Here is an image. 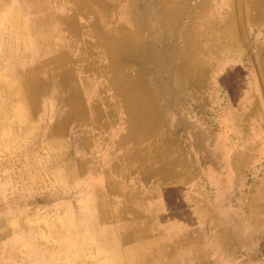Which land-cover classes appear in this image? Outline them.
Instances as JSON below:
<instances>
[{
	"label": "crops",
	"instance_id": "obj_1",
	"mask_svg": "<svg viewBox=\"0 0 264 264\" xmlns=\"http://www.w3.org/2000/svg\"><path fill=\"white\" fill-rule=\"evenodd\" d=\"M39 4L40 10L50 9L40 22L52 25L54 32L40 39L37 48L30 39L25 41L14 54L17 63L0 65V264L36 263L31 259L45 263L47 256H34L37 251L62 247L60 241H46L47 215L68 208L67 194H74L76 202L95 205L100 195L95 185L110 182L108 168H103L109 155L126 153L128 144L144 135V122L152 128L158 118V95L153 90L159 88L160 73L175 72L160 68L164 58L182 56L183 67L177 71L187 87L193 79L194 87L201 88L206 60L203 64L196 60L206 59L211 41L215 87L236 88L242 97L255 96L254 101L258 97L264 103V0H40ZM176 49L180 53L175 54ZM223 62L228 63L225 68ZM23 73L29 75L19 77ZM10 74L20 79H10ZM228 81L231 86L223 85ZM91 89L98 92L91 95ZM219 229L199 241L190 236L162 240L148 236L153 238L150 243L142 240V233L126 241L127 228L122 226L114 245L124 264L128 260L253 264L252 254L264 242V231L246 236L252 252L239 258L238 231Z\"/></svg>",
	"mask_w": 264,
	"mask_h": 264
},
{
	"label": "rangeland",
	"instance_id": "obj_2",
	"mask_svg": "<svg viewBox=\"0 0 264 264\" xmlns=\"http://www.w3.org/2000/svg\"><path fill=\"white\" fill-rule=\"evenodd\" d=\"M39 1L0 0V65L17 63L14 54L25 41L30 39L37 48L45 34L54 32L52 25L40 22L50 9H38ZM211 44L207 42L206 59L196 60L202 64L206 60L203 65L207 72L202 75L206 82L201 88L194 87L193 79L191 87H187L188 82L177 71L183 67L182 56L164 58L160 68L175 72L159 74V88L153 90L159 101L157 120L148 129L145 121L144 135L135 144H128L126 153L110 154V161L104 164L108 181L117 184L116 190L98 181L95 189L100 195L95 205L76 202L74 194L64 195L70 201L68 208L47 215L44 233L47 242L60 241L62 247L48 248L43 254L37 251L34 256L46 255L47 262L31 259L36 262L32 264H124L114 245L116 237L124 223L141 224L143 219L147 220L143 237L156 236L160 240L175 235L199 241L210 231L234 227L240 236L239 258L250 256L246 236L252 232L256 236L264 229V216L255 213L264 204V103L260 104L259 100H263L258 97L254 101L255 96L242 97L236 88L215 87L212 69L216 58ZM174 52L180 53L177 49ZM229 59L224 57L223 61ZM225 63L224 68L228 65ZM10 79L20 78L10 74ZM223 85L231 86V82ZM261 93L257 90L259 97ZM57 220H62L61 224L54 226L59 224ZM259 238L255 240H262ZM252 263L264 264L263 241L255 246ZM125 264H131L130 260Z\"/></svg>",
	"mask_w": 264,
	"mask_h": 264
},
{
	"label": "bare ground",
	"instance_id": "obj_3",
	"mask_svg": "<svg viewBox=\"0 0 264 264\" xmlns=\"http://www.w3.org/2000/svg\"><path fill=\"white\" fill-rule=\"evenodd\" d=\"M25 1H27V0H25ZM9 2V1H8ZM56 3H58L59 4V2H56ZM7 4V3H6ZM36 4V3H35ZM57 4V5H58ZM40 5V4H39ZM71 7H72V5H71ZM74 7V6H73ZM9 9V8H8ZM39 9V8H38ZM37 11V10H36ZM42 12V11H41ZM230 13V12H229ZM230 16V15H229ZM227 17V16H226ZM43 23V22H42ZM46 24V23H45ZM44 24V25H45ZM49 24V23H48ZM55 24V23H54ZM30 26V25H29ZM33 26V25H32ZM56 26V25H55ZM28 27V26H27ZM49 28V27H48ZM29 29V28H28ZM50 30V29H49ZM27 31H29V30H27ZM35 31V30H34ZM56 31V30H55ZM30 32H31V30H30ZM58 32V31H57ZM41 35V34H40ZM44 35V34H43ZM46 35V34H45ZM59 35V34H58ZM52 36V35H51ZM55 36V35H54ZM105 36V35H104ZM49 37V36H48ZM50 38V37H49ZM105 40V39H104ZM79 41V40H78ZM38 42H40V41H38ZM50 42V41H49ZM44 43V42H43ZM118 43H120V42H118ZM46 44H48L47 42H46ZM51 44V43H50ZM84 44H87L86 42L84 43ZM60 45V44H59ZM64 45V44H63ZM110 45V44H109ZM47 46V45H46ZM58 46V45H57ZM49 47V46H48ZM56 47V46H55ZM60 47V46H59ZM61 48V47H60ZM92 48V47H91ZM48 49V48H47ZM76 49V48H75ZM83 49H87V46L86 45H83ZM111 49V48H110ZM61 51V50H60ZM63 51V50H62ZM56 52V51H55ZM54 52V53H55ZM90 52V51H89ZM63 53V52H62ZM61 53V54H62ZM94 53V52H93ZM53 54V53H52ZM84 54H85V52H84ZM50 55V54H49ZM86 56V55H85ZM112 56V55H111ZM106 57V56H105ZM122 57V56H121ZM66 58V57H65ZM87 58H89V57H87ZM95 59V58H94ZM54 60V59H53ZM60 61V60H59ZM87 61V60H86ZM65 62H66V60H65ZM88 62V61H87ZM114 62V61H113ZM35 63V62H34ZM116 63V62H115ZM40 64V63H39ZM92 64H94V63H92ZM98 64V63H97ZM96 64V65H97ZM117 64H119V63H117ZM40 65H42V64H40ZM65 67V66H64ZM97 67H98V65H97ZM34 68V67H33ZM32 68V69H33ZM70 68V67H69ZM102 68V67H101ZM51 69V68H50ZM95 69V68H94ZM90 70V69H89ZM86 72V71H85ZM105 72V71H104ZM92 73V72H91ZM101 73V72H100ZM107 73H109V72H107ZM92 74H94V73H92ZM97 74V73H96ZM25 75V74H24ZM57 76V75H56ZM98 77V76H97ZM58 78V77H57ZM55 79V78H54ZM97 79V78H96ZM73 81V80H72ZM55 82H56V80H55ZM93 83V82H92ZM98 84V83H97ZM96 84V86H98ZM81 85V84H80ZM30 86V85H29ZM51 86V85H50ZM53 87V86H52ZM99 87H100V85H99ZM55 88V87H54ZM57 89V88H56ZM60 88H58V90H59ZM71 89V88H70ZM68 90V89H67ZM91 90H93V89H91ZM104 90V89H103ZM96 92H98L97 90H95ZM94 90H93V92L91 93V95L93 94V93H96ZM62 92V91H61ZM67 92V91H66ZM37 94V93H36ZM67 94V93H66ZM88 94V93H87ZM86 94V95H87ZM90 94V93H89ZM30 95V94H29ZM61 95V94H60ZM35 96V95H34ZM67 96V95H66ZM65 96V97H66ZM62 97H64V96H62ZM68 97V96H67ZM89 97V96H88ZM86 98V97H85ZM77 99V98H76ZM85 101H86V99H85ZM86 103V102H85ZM79 106H81V104H78ZM82 105H84V104H82ZM87 105V104H86ZM72 108V107H71ZM73 109V108H72ZM116 110V109H115ZM72 111V110H71ZM77 112V111H76ZM112 113V112H111ZM71 117V116H70ZM75 117V116H74ZM71 122V121H70ZM83 122V121H82ZM111 123V122H110ZM69 124V123H68ZM84 124V123H83ZM115 125V124H114ZM124 125V124H123ZM68 126V125H67ZM77 126H79V125H77ZM117 126H119V125H117ZM58 127V126H57ZM61 127V126H60ZM80 127V126H79ZM110 127V126H109ZM122 127V126H121ZM112 129V128H111ZM116 129V128H115ZM124 130V129H123ZM69 131V130H68ZM90 134V133H89ZM61 135V134H60ZM63 135V134H62ZM65 135V134H64ZM62 138V137H61ZM170 139V138H169ZM161 140V139H160ZM165 139H163V141H164ZM152 141H154V140H152ZM157 141V140H156ZM161 142V141H160ZM165 142V141H164ZM170 143V142H169ZM157 144H158V142H157ZM94 146V145H93ZM159 147V146H158ZM161 147V146H160ZM171 147V146H170ZM174 148V147H173ZM94 149V148H93ZM106 151V150H105ZM160 151V150H159ZM159 151H157V152H159ZM178 151V150H177ZM97 153V152H96ZM104 153V152H103ZM106 153V152H105ZM161 153V152H160ZM164 153V152H163ZM241 156V155H240ZM102 158V157H101ZM125 159H127V157L125 158ZM124 159V161L123 162H125V164H126V160ZM117 162H119V161H117ZM122 162V160H120V162L119 163H121ZM122 162V163H123ZM77 163V162H76ZM100 163V162H99ZM80 165V164H79ZM123 165V164H122ZM122 165H120V166H122ZM135 165V164H134ZM243 166V165H242ZM130 167V166H129ZM135 167V166H134ZM232 167V166H231ZM76 168V165H75V167H74V169ZM101 168V167H100ZM111 168H120L119 166H117V165H111ZM78 169V168H77ZM98 169V168H97ZM168 169V168H167ZM123 170V169H122ZM137 170V169H136ZM111 171V170H110ZM117 171V170H116ZM131 171H133V170H131ZM170 171V170H169ZM74 172V171H73ZM176 172V171H175ZM112 173V172H111ZM118 173V172H117ZM129 173V172H128ZM172 173V172H171ZM183 173V172H182ZM68 174H70V173H68ZM77 174V173H76ZM75 174V175H76ZM113 174V173H112ZM181 174V173H180ZM72 175V174H71ZM111 175V174H110ZM165 175V174H164ZM168 175V174H167ZM187 176V175H186ZM107 177V176H106ZM176 177V176H175ZM181 177V176H180ZM179 177V178H180ZM116 178H118V177H116ZM123 178V177H122ZM107 179V178H106ZM125 179V178H124ZM72 180V179H71ZM113 180H114V178H113ZM118 180V179H117ZM191 180V179H190ZM125 181V180H124ZM106 182V181H105ZM115 182V181H114ZM163 182V181H162ZM158 184V183H157ZM102 185V184H101ZM104 185V184H103ZM109 188H110V186L111 187H113V189H114V185H117V184H113V181H110L109 182ZM163 185H165V183L163 184ZM143 186V185H142ZM101 187V186H100ZM106 187V186H105ZM97 189V188H96ZM105 190V189H104ZM114 190H116V189H114ZM99 191V190H98ZM107 191V190H106ZM109 192H111V191H109ZM107 193H108V191H107ZM112 193V192H111ZM122 193H123V191H122ZM162 193V192H161ZM120 194V193H119ZM163 194V193H162ZM167 194V193H166ZM97 195V194H96ZM117 195V194H116ZM108 197H110V196H108ZM115 197V196H114ZM159 197V196H158ZM101 198V197H100ZM117 198V197H116ZM120 198V197H119ZM130 198V197H129ZM110 199H112V198H110ZM110 199H109V201H110ZM124 199V198H123ZM133 199V198H132ZM154 199V198H153ZM223 199V198H222ZM130 201V200H129ZM134 201V200H133ZM149 201V200H148ZM154 201V200H153ZM152 201V202H153ZM156 201V200H155ZM104 202V201H103ZM113 202V201H112ZM183 202V201H182ZM186 202V201H185ZM210 202V201H209ZM114 203V202H113ZM118 203V202H117ZM134 203V202H133ZM107 204V203H106ZM119 204V203H118ZM137 204V203H136ZM162 204V203H161ZM210 204V203H209ZM115 205V204H114ZM127 205V204H126ZM158 205V204H157ZM181 205H182V203H181ZM105 206V205H104ZM124 206V205H123ZM160 206H162V205H160ZM164 206V205H163ZM126 207V206H125ZM132 207V206H131ZM135 207V206H134ZM253 207V206H252ZM153 208V207H152ZM188 208V207H187ZM105 209V208H104ZM108 209V208H107ZM111 209V208H110ZM134 209H136V208H134ZM140 209V208H139ZM166 209V208H165ZM194 209V208H193ZM153 210V209H152ZM157 210V209H156ZM161 210V209H160ZM190 210H191V208H190ZM206 210V209H205ZM210 210H211V208H210ZM112 211V210H111ZM131 211H133V209H131ZM131 211H130V213H131ZM135 211H137V210H135ZM189 211V210H188ZM216 211V210H215ZM107 212V211H106ZM141 212V211H140ZM204 212V211H203ZM112 213V212H111ZM134 213V212H133ZM157 213V212H156ZM255 213H261L263 216H264V204L262 205V206H260L258 209H256L255 210ZM113 214V213H112ZM126 214V213H125ZM183 214V213H182ZM191 214V213H190ZM109 215H110V212H109ZM143 215V214H142ZM187 215V214H186ZM192 215V214H191ZM229 215V214H228ZM104 216H106L105 214H104ZM103 216V217H104ZM114 216V215H113ZM156 217H157V215H156ZM183 217V216H182ZM185 218V217H184ZM196 218V217H195ZM264 218V217H263ZM186 219V218H185ZM120 220V219H119ZM143 220H145L144 222H142L141 224H134V225H132V224H130V223H128V222H126V223H124L123 225L127 228V233H125V240L126 241H130V237L131 236H133L134 234H140V233H142L143 234V231H145L146 230V228H145V224H146V222H147V220L146 219H143ZM190 220V219H189ZM260 220H262V219H260ZM198 221V220H197ZM264 221V219L262 220V222ZM111 222V221H110ZM120 222V221H119ZM190 222V221H189ZM261 222V223H262ZM158 223V222H157ZM201 223V222H200ZM243 223V222H242ZM116 224V223H115ZM120 224V223H119ZM207 224V223H206ZM244 224V223H243ZM223 225V224H222ZM245 225V224H244ZM158 226V225H157ZM165 227V226H164ZM203 227V226H202ZM113 228V227H112ZM153 228V227H152ZM162 229V228H161ZM214 229V228H213ZM117 230V229H116ZM262 231H264V229L262 230ZM111 232V231H110ZM198 232V231H197ZM173 233V232H172ZM177 233V232H176ZM157 235V234H156ZM188 235V234H187ZM175 236V235H174ZM195 237V236H194ZM100 239V238H99ZM143 239H145V240H148L150 243L152 242V237L151 238H149L148 239V235H146V236H144V237H142V240ZM192 241V240H191ZM211 242V241H210ZM168 243V242H167ZM212 243V242H211ZM163 244V243H162ZM175 244V243H174ZM189 244V243H188ZM150 245V244H149ZM159 245H160V243H159ZM164 245H166V244H164ZM190 246V245H189ZM143 247V246H142ZM152 247V246H151ZM165 247V246H164ZM197 248V247H196ZM162 248L160 247V250H161ZM183 249V248H182ZM215 249V248H214ZM151 250V249H150ZM195 250V249H194ZM221 250V249H220ZM146 251V250H145ZM164 251V250H163ZM199 251V250H198ZM197 251V252H198ZM224 251V250H223ZM144 253V252H143ZM151 255V254H150ZM174 255H176V254H174ZM178 255V254H177ZM212 255H213V253H212ZM222 255V254H221ZM226 255V254H225ZM157 256V255H156ZM166 256V255H165ZM172 256V255H171ZM211 256V255H210ZM223 256V255H222ZM174 257V256H173ZM178 257V256H177ZM216 257V256H215ZM155 259V258H154ZM158 259V258H157ZM161 259V258H160ZM159 260V259H158ZM165 260V259H164ZM168 260V259H167ZM173 260V259H172ZM251 262V261H250ZM176 263H177V261H176ZM182 263V262H181ZM137 264V263H136ZM140 264H148V263H140Z\"/></svg>",
	"mask_w": 264,
	"mask_h": 264
}]
</instances>
